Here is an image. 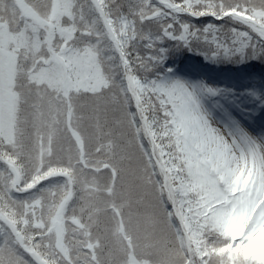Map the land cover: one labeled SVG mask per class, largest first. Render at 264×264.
I'll return each mask as SVG.
<instances>
[{
	"label": "snow or ice",
	"instance_id": "obj_1",
	"mask_svg": "<svg viewBox=\"0 0 264 264\" xmlns=\"http://www.w3.org/2000/svg\"><path fill=\"white\" fill-rule=\"evenodd\" d=\"M167 43L264 56V0H0V264H264V134Z\"/></svg>",
	"mask_w": 264,
	"mask_h": 264
},
{
	"label": "rangeland",
	"instance_id": "obj_2",
	"mask_svg": "<svg viewBox=\"0 0 264 264\" xmlns=\"http://www.w3.org/2000/svg\"><path fill=\"white\" fill-rule=\"evenodd\" d=\"M205 22L220 23L219 21H212L210 17L208 19L206 18ZM165 47L169 49V53L161 65H165V60H173L174 52L178 53L179 49L170 43L165 44ZM254 56L255 58L253 55H249L244 58H220L217 60H210L201 57L204 59L203 64H196L192 59L188 61V64L183 65L178 69L174 66H167L168 68H172V70L170 72L165 71L161 77L165 80L184 79L188 81H199L212 85L220 89L224 94L221 97H217L216 99L219 100V103L223 105L228 114H231L229 107L234 106V109L238 110L243 118L253 120L255 115L259 116L264 113V84L259 85L256 80H253L252 84H247L243 81H240L241 76L239 77L238 74L242 73L246 77L248 74H255L254 71L256 70L264 74V56H261L259 52L255 53ZM221 63L224 65V67L220 66ZM198 69L204 71L205 74L201 75L198 72ZM191 70H194V72ZM231 72H236V76H232ZM225 76L229 80L230 78H234V81L231 83L229 80H223V82H219L220 78ZM216 79L218 82H212ZM217 83H220V85ZM220 113L223 112L217 111L216 115L218 117L222 116Z\"/></svg>",
	"mask_w": 264,
	"mask_h": 264
}]
</instances>
